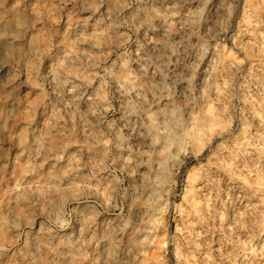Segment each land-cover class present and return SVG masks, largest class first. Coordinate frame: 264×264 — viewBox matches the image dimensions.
Listing matches in <instances>:
<instances>
[{
	"label": "clouds",
	"instance_id": "obj_1",
	"mask_svg": "<svg viewBox=\"0 0 264 264\" xmlns=\"http://www.w3.org/2000/svg\"><path fill=\"white\" fill-rule=\"evenodd\" d=\"M0 264H264V0H0Z\"/></svg>",
	"mask_w": 264,
	"mask_h": 264
},
{
	"label": "rangeland",
	"instance_id": "obj_2",
	"mask_svg": "<svg viewBox=\"0 0 264 264\" xmlns=\"http://www.w3.org/2000/svg\"><path fill=\"white\" fill-rule=\"evenodd\" d=\"M173 227H175V225H173Z\"/></svg>",
	"mask_w": 264,
	"mask_h": 264
}]
</instances>
